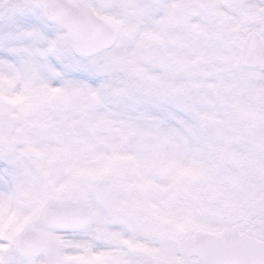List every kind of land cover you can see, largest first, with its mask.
Here are the masks:
<instances>
[{
  "label": "snow or ice",
  "instance_id": "6c2138e0",
  "mask_svg": "<svg viewBox=\"0 0 264 264\" xmlns=\"http://www.w3.org/2000/svg\"><path fill=\"white\" fill-rule=\"evenodd\" d=\"M0 264H264V0H0Z\"/></svg>",
  "mask_w": 264,
  "mask_h": 264
}]
</instances>
